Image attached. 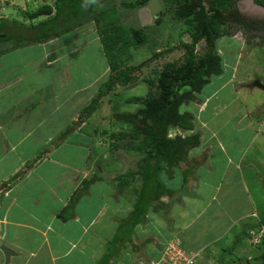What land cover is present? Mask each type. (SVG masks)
<instances>
[{
  "label": "crops",
  "instance_id": "obj_1",
  "mask_svg": "<svg viewBox=\"0 0 264 264\" xmlns=\"http://www.w3.org/2000/svg\"><path fill=\"white\" fill-rule=\"evenodd\" d=\"M97 2L83 6L89 15L81 24L73 21L66 32L44 42L14 46L1 41L7 35L0 30V264H157L168 241H178L186 252H198L194 264H257V245L248 233L256 231L257 220L264 217V207L257 206L255 197L264 189V164L246 159L257 136L249 135L242 145L241 135L228 136L236 127L230 122L213 130L218 136L212 134L205 143L210 144L209 155L186 184L180 169L175 168L168 180L162 172L160 179L170 196L149 207L142 223L123 224L133 214L140 178L121 194L111 178L135 171L139 155L132 169L128 166L110 177L97 165L92 168L96 161L84 131L88 120L80 114L109 68L88 84L85 72L79 75L71 68V63L80 62L86 45L97 42L101 48L92 17ZM43 6L51 13L30 17ZM121 9L127 14L131 10ZM54 14V0H0V19L27 27ZM165 15L157 20L172 18L169 12ZM5 29L16 33L13 27ZM33 50L37 57L19 68L15 54ZM80 76L83 82L75 83ZM73 98L77 102L67 106ZM251 127L252 123L245 128ZM232 147L241 154L233 155ZM259 147L252 151L263 159L264 144ZM175 171L179 180L172 183ZM91 178L94 181L84 188L83 181ZM187 184L194 192L189 196L183 192ZM127 189L132 195L126 201ZM77 191L80 196L70 207Z\"/></svg>",
  "mask_w": 264,
  "mask_h": 264
},
{
  "label": "trees",
  "instance_id": "obj_2",
  "mask_svg": "<svg viewBox=\"0 0 264 264\" xmlns=\"http://www.w3.org/2000/svg\"><path fill=\"white\" fill-rule=\"evenodd\" d=\"M87 1L54 0V17L34 27L0 19V30H4L3 33L7 35V38L5 37L1 41L5 40L14 46H20L44 42L51 37L60 35L68 30V28L66 29L67 25L73 21L78 24L82 23L81 13L83 6L88 3ZM146 1L138 0L135 3H125L123 6L134 12ZM163 1L165 5H168L164 12L168 13L173 7L169 12L172 14V20L177 23L184 22L187 25L183 35H187L188 41L179 42L178 48L182 49L179 58L164 62L162 65L156 64L150 69L149 75L142 78L148 87L146 94L129 97L125 100V104L138 105V109L135 112H114L112 114L117 125L127 126V131L121 130L109 135V139L112 140L111 146L114 149L119 147L123 140L126 149L139 155L138 168L135 171L118 173L111 178L119 194L136 178H140L141 186L135 194L133 214L131 218L123 221V224L127 223L132 226L145 220L147 209L152 207L157 200L163 196H170L171 192L160 180L162 172L171 177L173 169H180L183 182L186 184L193 175L196 166L199 165H196L197 162L194 159H189L188 156L191 150L201 146L202 132L196 128L193 112L183 111L181 107L197 103L198 96L204 94L212 79L224 73L222 59L215 48V41L227 35L229 28L232 27V15L226 14V11L231 7L229 0ZM50 13V8L43 6L30 14V17L35 18ZM94 22L96 25V19ZM10 23L13 26L9 25ZM160 23L161 18L156 21L157 25ZM5 26L13 27L17 34L5 29ZM113 35L100 39L109 75L100 85L97 94L87 105L88 107L86 106L81 112L80 118L84 117L85 120L95 110L100 99L110 94H117L118 88L132 85L138 81L137 74L140 69L138 66H130L132 58L130 54L126 53V47L129 44H133L134 47L144 44L146 36L142 31L134 29H122V31L114 32ZM201 42L204 44L202 52L197 48ZM167 52L169 51L165 50L159 55ZM159 55L154 54L147 58L139 64V67H148L149 63L156 60V57H160ZM248 123L249 121L245 125ZM171 131L178 133L171 136ZM47 151L40 154L41 158ZM98 179L100 180V178ZM92 181H94L92 178L83 181V187L87 188ZM79 196V191L72 196L70 207L78 200ZM262 228H264V217L259 220L256 232ZM262 236L260 244L262 248H260L261 251L259 250L257 258L264 264V231ZM101 264H104V261Z\"/></svg>",
  "mask_w": 264,
  "mask_h": 264
},
{
  "label": "rangeland",
  "instance_id": "obj_3",
  "mask_svg": "<svg viewBox=\"0 0 264 264\" xmlns=\"http://www.w3.org/2000/svg\"><path fill=\"white\" fill-rule=\"evenodd\" d=\"M95 1L98 2L97 4H93L96 11L92 12V15L94 14L92 17L93 22L95 19L97 21V35L99 40L112 37L114 32L122 31V29L140 30L146 36V42L144 44L135 47L133 44H129L126 47V53L130 54L132 58L130 66H138L140 69L139 73H136L138 75V81L132 85L118 88L116 90L117 92L115 91L117 94H110L100 99L95 110L91 112L87 119V125L84 126V131H86V134L89 136L90 140L88 141H91V149L94 154L92 161H96L92 165V168H95L94 165H97L103 174L110 177L115 173L123 172L128 166L132 169L134 167L132 166L135 161L134 159L138 156V153L129 151L125 148V142L123 143V140L121 145L116 149L111 146L112 140L109 139L110 133L119 132L121 130L127 131L128 129L125 125H117L112 114L114 112H135L138 109V105L125 104V100L129 97L144 96L146 94L148 87L142 78L148 76L150 69L156 64L162 65L164 62L177 59L181 56L182 49H179L178 45L179 42L188 41L186 34L183 37L187 25L184 22L177 23L172 20L171 16H166L167 12H165L166 17L161 18V21L163 20L161 24L141 27L136 20L137 17L135 11L133 12L130 10L129 14L124 12L125 15L123 13L124 10L121 9L123 5L120 6V2H127L129 0H88L87 2L92 4ZM248 6L249 5L247 4L244 8L249 9ZM172 9L173 7L170 8L169 12H171ZM82 10L81 14L83 19V17H87L89 13H85L86 9L84 8ZM229 31L231 32V30ZM232 34L236 35L233 36L229 34L228 36L215 41V48L222 59L224 73L221 76L212 79L210 84L206 87L204 94L198 96L197 103L181 107L183 111L193 112L195 118L194 122L197 126L196 128L202 132L201 146L204 144L203 147L200 146L201 148L199 147V150H191L188 156L189 159H194L197 162L196 165L204 163L203 161L206 158L205 154L210 151V144L205 143H207L208 138L212 136V134L214 136L217 135L213 130H216L217 127L225 125L228 122L231 123V126L236 125L235 128L230 129V134H228V136L239 137V135H241L243 137V139H240L242 145H244V142H249V135L252 134L257 136L255 137L257 138V142L255 141V143H252L251 145H254L255 147L257 145V147L260 148L259 146L264 144L262 143V140H264V90L257 88L255 85L256 81L261 85H264V41H259L260 39L258 37L253 36L252 41L247 40L245 36L236 31H233ZM197 48L198 51L202 52L204 44L202 42L199 43ZM165 50H168L169 52L159 55ZM154 54L159 55L160 57H156V60L149 63L148 67H139L140 63ZM37 55L38 53L34 50L30 54L22 52L15 54L13 60L18 63L20 68V66L24 67L23 64L27 62L28 59H32L35 56L37 57ZM76 56H78V54ZM15 58H17V60ZM72 59L75 58L71 57L70 60L72 61ZM75 62L71 63L73 73L77 72L81 75L85 72L86 78L84 81L86 84L92 81L95 76L101 74V72L107 67L101 48L97 42H92L86 45L81 52L80 62ZM15 72H17V70H15ZM106 77L107 72L102 76V83L106 80ZM81 82H83V80L80 76L75 83ZM87 94L88 92L86 91V95ZM97 98H99V96H97ZM75 102H77L76 98L70 99L67 102V106L73 105ZM78 102L79 104L81 103L80 100H78ZM248 121V124L252 123L250 129L245 128L248 126V124L245 125ZM223 130L227 131V129ZM69 132L70 130L68 131V134ZM177 133V131H171L170 135L174 136ZM220 135H222V133L219 134V136ZM61 136H63V134ZM228 143H230V141ZM248 144L249 143L244 147ZM255 147L252 150H255ZM239 150L238 147L231 148V151L235 156L237 153L238 155L241 154ZM252 150H246L248 151L246 152V159L249 161L257 158V165H261V163L264 164V158L262 159V157L258 156L254 157V152ZM261 152L263 151L261 150ZM190 155H194V157L190 158ZM199 165L196 166L195 169H197ZM172 173L174 175V169ZM175 173L177 177L172 180V183L179 180L178 172L175 171ZM168 176V174H165L164 178L166 177L168 180ZM188 188L190 187L187 184L183 189L185 196L194 193L189 191ZM258 189L259 188H257V190ZM131 191L132 189H127L125 194V197L127 198L126 201L131 198ZM255 194V197L257 196V206L260 205L259 208H261V206L264 207V189H262L260 193L258 192ZM258 223L257 220V224ZM261 235L262 229L258 232L252 229L248 233L249 238H251V243H253V240L257 236V254L261 251L260 248H262L260 244L263 236ZM172 242L174 241H168L167 243ZM261 262L262 261L259 260L257 261V264H263Z\"/></svg>",
  "mask_w": 264,
  "mask_h": 264
},
{
  "label": "flooded vegetation",
  "instance_id": "obj_4",
  "mask_svg": "<svg viewBox=\"0 0 264 264\" xmlns=\"http://www.w3.org/2000/svg\"><path fill=\"white\" fill-rule=\"evenodd\" d=\"M229 1L231 2V7L226 11V14L232 15L231 18L232 27L229 28V30H231V32L229 31V34L234 36L236 34H232V32L236 31L237 33L240 32L241 35L245 36L247 40L252 41L253 39L252 36H253V37H258L260 39L259 41H264V3L258 2L257 0H229ZM259 1L264 2V0H259ZM247 4L249 5L248 6L249 9L244 8V6ZM163 11H165V9ZM163 11L162 13L164 15ZM229 34L225 36H228ZM259 85H260L259 87L264 90V85H261L260 83Z\"/></svg>",
  "mask_w": 264,
  "mask_h": 264
},
{
  "label": "built area",
  "instance_id": "obj_5",
  "mask_svg": "<svg viewBox=\"0 0 264 264\" xmlns=\"http://www.w3.org/2000/svg\"><path fill=\"white\" fill-rule=\"evenodd\" d=\"M263 231L264 228H262V235ZM255 243L257 244V236ZM198 254V252H186L181 248L178 241H174L164 245L157 264H194Z\"/></svg>",
  "mask_w": 264,
  "mask_h": 264
},
{
  "label": "water",
  "instance_id": "obj_6",
  "mask_svg": "<svg viewBox=\"0 0 264 264\" xmlns=\"http://www.w3.org/2000/svg\"><path fill=\"white\" fill-rule=\"evenodd\" d=\"M165 9L163 0H147L146 3L135 10V15L141 27L155 25L157 16ZM255 85L259 87V83Z\"/></svg>",
  "mask_w": 264,
  "mask_h": 264
}]
</instances>
